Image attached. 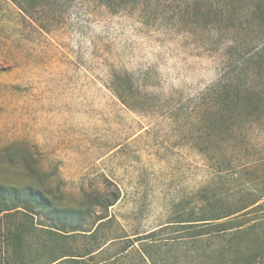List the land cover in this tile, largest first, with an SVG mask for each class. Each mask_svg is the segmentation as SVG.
Listing matches in <instances>:
<instances>
[{
  "label": "rangeland",
  "instance_id": "1",
  "mask_svg": "<svg viewBox=\"0 0 264 264\" xmlns=\"http://www.w3.org/2000/svg\"><path fill=\"white\" fill-rule=\"evenodd\" d=\"M189 2L0 0V201L35 210L1 216L5 229L70 216L89 229L108 214L122 227L106 224L108 240L199 208L201 191L264 192V112L247 114L244 92L227 109L207 94L229 42L259 43L255 21L221 13L222 0ZM215 14L233 28L208 27ZM263 69L248 66L252 89ZM27 230L4 237H48Z\"/></svg>",
  "mask_w": 264,
  "mask_h": 264
},
{
  "label": "trees",
  "instance_id": "2",
  "mask_svg": "<svg viewBox=\"0 0 264 264\" xmlns=\"http://www.w3.org/2000/svg\"><path fill=\"white\" fill-rule=\"evenodd\" d=\"M101 1L109 7L115 6L114 9L127 4V0ZM199 1L192 0L188 4L194 5ZM222 1L228 13L223 8L221 13L230 16V8H233V13L238 12L255 21L254 30L260 35L259 43L229 42L220 77L208 87L207 94L212 96L214 107L221 104L227 109L231 106L229 99L232 95L240 98L244 92L245 105L250 110L247 114L263 113L264 88L252 89L245 79L249 75L248 66L264 64V0ZM145 9L146 4L144 12ZM230 20L221 26L220 22L224 20L215 14L207 19L206 25L231 30L233 24ZM252 96L257 100L252 101ZM241 121L239 118L236 124ZM238 193L240 191L233 194L231 200L228 194L211 197L201 191L203 204L199 208L178 211L173 220L144 233L118 235L108 240L101 234L106 224L112 222L117 233L122 230L119 222L114 223L108 214L99 215L89 229L75 224L71 216L63 226L57 223L35 226L30 223L14 230L9 225L5 229L0 223V235H3L0 238V264H261L264 262V192L248 191L244 197L236 195ZM119 197L113 193L111 199L100 202L108 209L117 203ZM3 204L0 201V217H15L20 213L32 217L35 214L32 208L21 210L19 205L3 207ZM29 228L40 229L48 237L30 244L28 248L19 237L20 233H15V237H4Z\"/></svg>",
  "mask_w": 264,
  "mask_h": 264
}]
</instances>
